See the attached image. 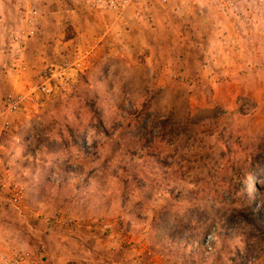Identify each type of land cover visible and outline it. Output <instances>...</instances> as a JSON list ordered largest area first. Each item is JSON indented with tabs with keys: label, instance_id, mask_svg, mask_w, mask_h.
I'll use <instances>...</instances> for the list:
<instances>
[{
	"label": "rangeland",
	"instance_id": "1",
	"mask_svg": "<svg viewBox=\"0 0 264 264\" xmlns=\"http://www.w3.org/2000/svg\"><path fill=\"white\" fill-rule=\"evenodd\" d=\"M126 5L0 0V255L264 264V0Z\"/></svg>",
	"mask_w": 264,
	"mask_h": 264
},
{
	"label": "built area",
	"instance_id": "2",
	"mask_svg": "<svg viewBox=\"0 0 264 264\" xmlns=\"http://www.w3.org/2000/svg\"><path fill=\"white\" fill-rule=\"evenodd\" d=\"M85 2H88L92 6L96 7H109V8H123L127 6L128 0H123L121 3L119 0H83ZM118 1V2H117ZM32 22L29 20V24ZM33 30L32 28H29L28 30V35H32ZM79 62L75 63L76 68H80V65L78 64ZM73 71L74 68L72 65L69 64H64L61 67L52 68L50 69L47 74H44V78L42 81L34 90L30 91L29 93L26 94V96H16L14 99H9L6 103V106L10 112H16L20 105L24 104V97H27L26 99L32 100L35 94H39L44 97H48L52 93V87H51V82H53V79H55L57 76L62 77L63 75H67L69 71ZM18 187L14 186L12 188L13 196L14 199L17 198L18 196ZM10 258V259H9ZM31 259L28 254H22L18 256H7V258L3 257L0 255V264H28L27 260Z\"/></svg>",
	"mask_w": 264,
	"mask_h": 264
},
{
	"label": "trees",
	"instance_id": "3",
	"mask_svg": "<svg viewBox=\"0 0 264 264\" xmlns=\"http://www.w3.org/2000/svg\"><path fill=\"white\" fill-rule=\"evenodd\" d=\"M248 157L245 160V167L242 166V170L244 168L248 169L249 171H251V173H253V171H255L256 169H259V167H264L263 161H264V140H261L254 148H251L250 153H248ZM254 185L256 186V181L253 180ZM258 190L260 188V186L258 185ZM246 201L247 198H246Z\"/></svg>",
	"mask_w": 264,
	"mask_h": 264
},
{
	"label": "crops",
	"instance_id": "4",
	"mask_svg": "<svg viewBox=\"0 0 264 264\" xmlns=\"http://www.w3.org/2000/svg\"><path fill=\"white\" fill-rule=\"evenodd\" d=\"M15 4H17V5H18V4H19V2H18V3L14 2V5H13V6H15ZM3 36H4V35H3ZM6 37H7V35H6ZM10 47H11V45H10ZM108 254H109V253H108Z\"/></svg>",
	"mask_w": 264,
	"mask_h": 264
}]
</instances>
